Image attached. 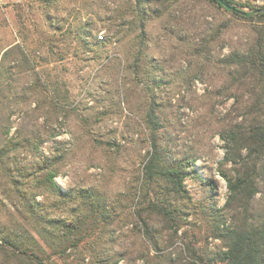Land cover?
<instances>
[{
	"label": "trees",
	"instance_id": "obj_1",
	"mask_svg": "<svg viewBox=\"0 0 264 264\" xmlns=\"http://www.w3.org/2000/svg\"><path fill=\"white\" fill-rule=\"evenodd\" d=\"M151 1L120 0L115 18L131 16L129 22L137 25L139 37L144 38L145 23L154 12ZM209 1L250 21L253 30V37L243 49H231L219 59L224 70L222 89L214 96L233 98L231 107L219 117L212 101L209 111L198 121L202 131L217 135L223 143V157L216 166L227 187L221 206L216 207L211 199L214 192L211 180L193 170L199 151L175 154L170 150L166 112L174 104L170 97L163 101L156 91L151 92L163 82L158 73L160 67L154 64L150 68L152 65H147L145 56L141 55L142 49L129 63V68L146 83L147 105L142 121L149 148L133 189L125 193L124 204L136 205L130 217L137 231L133 236L144 245L147 242L148 247H137L135 251L148 263V258L154 257L153 264H264V3ZM104 4V0H86L85 10L103 9ZM160 4L164 6L163 1ZM118 25L112 21L107 29L115 32L114 26ZM75 35L87 47L105 42L91 33L86 22L76 26ZM10 54L25 69L21 81L12 78L8 69L7 77L9 74L10 77L5 85H0V264H45L43 243L53 250L60 248L62 253L68 246H76L86 234L90 236L93 229L98 232L92 242L91 262L117 264L128 260L133 255L128 244L117 243L121 249L113 250L115 240L120 238L116 229L120 224L113 222L116 210L113 201L97 194L93 187L64 189L55 180L64 170L65 152L61 141L55 139L57 132L53 126L67 111V96L50 82L47 73L37 69L36 60L18 43L3 51L1 65ZM33 112L37 126L23 132L13 116L17 114L25 119ZM12 127L15 131L10 133ZM45 143L49 144L47 153L42 148ZM99 144L108 148L116 146L108 140ZM20 156L28 159L24 161ZM186 178L202 186L197 200L188 193ZM79 195L86 204L85 211L80 210L71 218L50 213L49 208L54 206L64 207V211L68 207L76 209L74 199ZM201 223H205L211 238L219 240L218 247L205 253L206 256L195 246ZM187 236L195 241L185 240ZM176 238L184 246L178 247L175 256L167 247ZM149 245L154 250L152 256L144 252Z\"/></svg>",
	"mask_w": 264,
	"mask_h": 264
},
{
	"label": "rangeland",
	"instance_id": "obj_2",
	"mask_svg": "<svg viewBox=\"0 0 264 264\" xmlns=\"http://www.w3.org/2000/svg\"><path fill=\"white\" fill-rule=\"evenodd\" d=\"M85 1L0 0V59L5 49L20 44L36 60L37 69L47 73L50 82L67 96V111L53 126L57 132L55 139L61 141L65 152L64 170L55 180L64 189L93 187L97 194L105 195L116 205L113 222L120 224L116 227L120 238L115 240L113 250L121 249L117 243L128 244L133 253L128 260L117 264H153L156 258L149 257V263L145 262L135 251L148 245L133 236L137 231L130 217L136 205L124 204L125 193L133 189L149 148L142 121L147 105L146 83L129 68V63L142 49L147 65L160 67L158 73L163 82L151 92L156 91L163 101L170 97L174 104L172 111L166 112L170 150L175 154L199 151L193 170L211 180L214 186L211 199L219 207L227 194L226 182L216 170L223 157V143L217 135L202 131L198 121L209 111L212 101L219 117L231 107L233 98L214 96L222 89L224 70L219 59L231 49H243L247 45L253 37L252 24L209 0H152L150 7L154 12L145 23V37L140 38L137 25L129 22L131 16L115 18L120 0H104L103 9L94 7L91 12L85 10ZM249 1L256 5L264 3V0ZM112 21L119 24L114 26L115 32L107 29ZM85 22L90 25L91 33H102L103 44L87 47L78 42L76 26ZM14 52L17 54L18 50ZM11 57L10 54L2 65L0 62L2 86L10 77V74L7 77L9 70L12 78L22 80L25 66L18 58ZM34 105L32 101L31 107ZM19 117L15 114L13 119L23 132L36 128L35 112L25 119ZM38 122L41 123V118ZM14 131L12 127L10 133ZM103 140L116 146L103 147L99 144ZM48 145L42 147L45 153ZM198 183L185 179L186 189L195 200L202 192ZM74 200V205L77 204L74 210L68 207L64 211V207L54 206L49 211L60 218H71L78 211H85L83 198L79 195ZM205 228V223H201L196 241L189 236L185 240L195 241L199 252L206 256L205 253L218 247L219 240L211 238ZM97 232L93 229L90 236L86 234L76 246H68L62 253L60 248L53 250L43 243L46 250L43 262L94 264L90 251ZM173 243L167 250L174 251L176 256L178 247L184 244L180 238ZM144 252L152 256L154 250L149 245Z\"/></svg>",
	"mask_w": 264,
	"mask_h": 264
},
{
	"label": "built area",
	"instance_id": "obj_3",
	"mask_svg": "<svg viewBox=\"0 0 264 264\" xmlns=\"http://www.w3.org/2000/svg\"><path fill=\"white\" fill-rule=\"evenodd\" d=\"M97 37H98L99 39H102V38H103L102 33L98 34Z\"/></svg>",
	"mask_w": 264,
	"mask_h": 264
}]
</instances>
